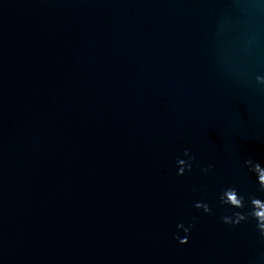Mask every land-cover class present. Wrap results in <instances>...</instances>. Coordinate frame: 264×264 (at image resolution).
I'll list each match as a JSON object with an SVG mask.
<instances>
[{
	"label": "water",
	"instance_id": "1",
	"mask_svg": "<svg viewBox=\"0 0 264 264\" xmlns=\"http://www.w3.org/2000/svg\"><path fill=\"white\" fill-rule=\"evenodd\" d=\"M257 75L264 0H0V264H264Z\"/></svg>",
	"mask_w": 264,
	"mask_h": 264
},
{
	"label": "clouds",
	"instance_id": "2",
	"mask_svg": "<svg viewBox=\"0 0 264 264\" xmlns=\"http://www.w3.org/2000/svg\"><path fill=\"white\" fill-rule=\"evenodd\" d=\"M256 81L260 84H264V76L257 75ZM184 155L188 158L187 161L184 159H179L177 161L178 165V175H183L187 170H191V161L195 159L193 155H190L189 151L185 149ZM250 172L255 173L257 177V183L259 185V190L264 192V166L258 162H254L252 159L245 161ZM211 167V166H209ZM208 171V169H204ZM219 202L221 205H229L230 208L234 209H244L246 206L250 205L251 210L247 212L235 211L231 214H225L221 217V220L225 224L236 225L248 219L249 216L253 217L257 222V228L260 235L264 237V199L258 198L256 196L248 197L247 205L245 201V196L241 195L236 187L224 188L219 195ZM196 208H202L205 213H210L212 211L208 203L204 201H197L195 203ZM229 211V210H226ZM178 228L183 229L185 235L180 237L177 235L175 238L180 244H186L189 240V235L191 232L192 225L189 224L187 227L180 223L177 225Z\"/></svg>",
	"mask_w": 264,
	"mask_h": 264
}]
</instances>
